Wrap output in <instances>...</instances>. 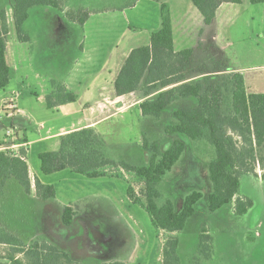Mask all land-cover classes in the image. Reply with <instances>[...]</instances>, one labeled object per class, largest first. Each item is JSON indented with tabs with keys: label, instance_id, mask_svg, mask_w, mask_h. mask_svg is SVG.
I'll use <instances>...</instances> for the list:
<instances>
[{
	"label": "trees",
	"instance_id": "16d2710c",
	"mask_svg": "<svg viewBox=\"0 0 264 264\" xmlns=\"http://www.w3.org/2000/svg\"><path fill=\"white\" fill-rule=\"evenodd\" d=\"M10 1L14 31L21 43H28L30 40L23 31V25L29 18L31 8L42 7L61 12L67 21L78 26H82L89 15L87 10L82 9L64 11L66 0ZM151 1L159 4V28L150 33L147 46L135 48L128 54L114 82L115 95L135 96L137 100H141V116L156 120L172 104L194 100V105L178 108L171 113L173 122L165 127V135L171 138L180 135L190 141L204 140L213 147L215 157L207 168L210 183L208 211L214 212L234 203V215L243 216L253 204L251 200L239 197L241 176H257V166L263 171L260 179L264 182V157L257 159L256 156L257 150L264 152V94L248 95L243 76L230 73L222 63L225 71L231 74L230 109L226 114L222 113L220 92L214 90L209 79L202 77L185 82L192 69V50L174 51L169 6L165 0ZM244 2L251 5L264 4V0H191L205 26L212 23L221 5H241ZM7 34L6 13L0 8V90L7 87L11 78V69L6 62ZM55 90L46 96L47 107L75 102V96L67 93L63 86L59 85ZM1 146L3 143H0ZM142 148L147 156L145 166L136 167L124 161H114L107 156L101 136L92 128H84L60 136L58 150L41 153L38 160L44 175L71 170L75 174L95 179L106 176L105 171L108 169H119L132 174L140 184L138 195L141 198L138 199L132 187H129V199L133 203L141 202L144 205L155 230L177 234L183 231L187 221L194 215L195 205L202 199V194L192 192L187 195L180 211L176 212L170 200L157 204L156 201L161 198L157 186L184 153L185 143L176 138L161 148L158 141L150 143L143 137ZM10 191L24 195L30 192L26 151L23 148L17 153L0 151V202ZM34 192L35 197L42 202L55 198L53 187L43 185L38 180L34 181ZM73 217L72 209L64 207L61 213L62 225L69 227ZM201 233L198 250L208 259L206 245H209L210 238L205 228ZM27 243V240L20 238L6 223L0 221V247L4 248V253L0 254V264H80L65 251L44 240ZM177 245L175 237L166 240L163 264H179ZM194 264H198L197 260Z\"/></svg>",
	"mask_w": 264,
	"mask_h": 264
},
{
	"label": "rangeland",
	"instance_id": "374dc122",
	"mask_svg": "<svg viewBox=\"0 0 264 264\" xmlns=\"http://www.w3.org/2000/svg\"><path fill=\"white\" fill-rule=\"evenodd\" d=\"M134 2L135 0H69L67 7L75 6L78 9L86 8L92 11L125 8L131 18V26H137L134 25L135 21L136 24H145V19H148L146 18L148 11L144 8L146 2L143 1L139 5L142 18L138 16L137 10L127 8ZM149 5L156 7L159 13V4L151 2ZM0 7L8 14L10 22L7 41H18L12 21L11 1L0 0ZM45 9L31 8L29 18L23 25V31L29 37V41H35L33 55L41 52L44 58V61L39 63L41 76L48 78L49 75L46 74L52 71H55L57 76L62 72L57 59L59 57L57 44L53 42L57 41V22L55 24L53 22L57 18V11ZM254 12L257 17L256 11ZM253 25L254 27H241L240 24L237 27L239 41L222 44L226 52L223 55V60L226 61L223 63L228 70L264 65V40L250 41L244 38L251 28L257 27L256 23ZM138 26L141 28V25ZM257 32L258 29L253 30V33L257 34ZM45 37L49 41H46ZM66 41H74V39L68 38ZM225 70L221 64L215 74H211L214 73L211 71L203 72L206 73L209 83L213 84L211 86L214 90L220 92L221 111L224 114L230 109L231 103L229 79L231 74ZM214 90L212 92H215ZM188 101L194 100L172 104L159 120L150 117L137 120L134 115H125L122 119L111 120L101 127L106 130L102 139L107 146L105 148L107 156L114 161H124L136 167L147 164V156L142 148L143 137L150 143L158 141L161 148L176 138L185 143L184 153L157 186L161 198L156 201L161 205L165 200H170L175 211L179 212L182 201L187 195L192 192L202 194V199L195 205L194 215L187 221L183 231L167 234L155 230L144 205L141 202L133 203L127 195L128 188L132 187L135 196L141 198L138 195L140 184L130 173L119 169H108L107 174L114 175L111 180H93L86 177L78 183L57 182V178H52L51 187L55 192V203L52 200L50 202L57 207L59 202L74 196L98 192L103 195L89 198L80 206L79 217H85L87 225L79 230L81 241L76 240L81 251L76 262L80 259L82 264H107L115 260L123 264H163L165 242L169 237H175L178 241L176 255L179 264H194L195 260L198 264H264V182L260 179L263 171L256 166L257 176L244 174L240 178L239 197L247 198L253 204L245 215H234V203L214 212L208 211L207 195L210 192V183L207 168L215 157L213 147L204 140L190 141L180 135L167 137L164 131L165 127L173 122L171 113L178 108L191 106ZM11 105V100L3 101L1 104L2 108L7 107L6 111H10ZM4 115L6 112L0 116V123L4 122ZM5 139V144L9 145L10 138ZM256 156L260 159L264 157V152L257 150ZM68 184L73 186L70 187ZM25 199L20 192L17 194L8 192L0 202L2 203L0 221L6 223L16 235L30 244L47 238L49 233L39 204L30 205ZM203 228L210 238L209 245H206L208 259H205L198 250L199 236ZM48 239L53 240L50 237ZM3 251L4 248L0 247V254H3Z\"/></svg>",
	"mask_w": 264,
	"mask_h": 264
},
{
	"label": "crops",
	"instance_id": "0c3cea01",
	"mask_svg": "<svg viewBox=\"0 0 264 264\" xmlns=\"http://www.w3.org/2000/svg\"><path fill=\"white\" fill-rule=\"evenodd\" d=\"M143 1L146 2L144 8L148 11L146 17L148 19H145V24H136L135 21L134 25L137 26H131L132 22L127 10L120 7L112 11L79 8L89 12L82 26L67 21L63 13L57 12L56 20L52 21L54 24L57 22V41L53 42L57 44V56L59 55L57 59L62 72L60 76L55 75V71L46 74L49 75L48 78L41 76L39 63L43 62L44 58L41 52L33 55L35 41L28 43L7 41L6 44V62L11 69V78L9 86L0 90V116L6 112L3 116L4 122L0 123V143H3L0 151L8 149L17 153L21 148L26 151L30 192L28 195H21L30 205L39 204L40 210L44 213L43 221L46 222L49 236L43 240L65 251L73 260L75 259L74 261L81 254L79 243L76 242L78 239L81 241L79 230L87 225L85 217H79L80 206L89 198L103 195L98 192L74 196L59 202L58 207L50 202L51 200L39 201L34 192L35 180L43 185L52 186V178H57V182L78 183L86 177L71 170L44 175L40 170L38 155L57 151L59 137L67 133L92 128L103 138L106 130L101 127L111 120H120L125 115H134L137 120L144 118L139 109L141 100H137L132 95L117 97L114 91V82L130 51L147 46L150 33L157 30L160 25L157 8L149 5L153 1L135 0L127 8L137 10L138 16L142 18L139 5ZM68 2L69 0H66L64 3V11L78 9L75 6L68 8ZM165 2L169 6L174 51L192 50V69L188 73L186 83L202 77L206 78V73L200 74L202 72L211 71L214 72L211 74H215L219 65L226 61L223 60L226 52L222 44L239 41L237 27L240 24L241 27H254L252 24L256 23L257 27L251 28L244 38L250 41L264 40V4L251 5L247 2L241 5L223 4L217 9L212 23L205 26L191 0H165ZM6 19L8 39L10 22L7 13ZM138 25H141V28ZM254 29H258L259 32L253 33ZM68 38L74 41H66ZM44 39L46 40V37ZM229 72L243 76L248 95L264 94V65L232 68ZM59 85L63 86L67 93L75 96V102L49 108L46 104V96L56 91ZM6 100L12 102L10 111H6L7 107L1 106ZM188 102L190 105L195 103V101ZM5 138H10L9 145L5 144ZM105 174L106 176L93 180L114 178V175L107 174V170ZM122 180L125 182L124 179ZM68 186L73 185L68 184ZM54 199L52 201L55 203ZM106 199L111 202L110 199ZM64 207H69L74 212L73 222L69 227H64L61 222ZM49 237L53 240H49ZM113 262L119 261L108 263ZM78 263L82 264L80 259Z\"/></svg>",
	"mask_w": 264,
	"mask_h": 264
},
{
	"label": "built area",
	"instance_id": "2783aa9c",
	"mask_svg": "<svg viewBox=\"0 0 264 264\" xmlns=\"http://www.w3.org/2000/svg\"><path fill=\"white\" fill-rule=\"evenodd\" d=\"M7 150V149H6Z\"/></svg>",
	"mask_w": 264,
	"mask_h": 264
}]
</instances>
